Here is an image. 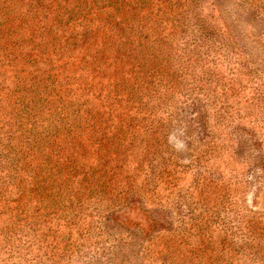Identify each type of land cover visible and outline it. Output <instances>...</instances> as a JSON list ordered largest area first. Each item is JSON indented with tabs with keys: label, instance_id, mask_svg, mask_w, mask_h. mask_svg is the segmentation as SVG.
Listing matches in <instances>:
<instances>
[{
	"label": "rangeland",
	"instance_id": "rangeland-1",
	"mask_svg": "<svg viewBox=\"0 0 264 264\" xmlns=\"http://www.w3.org/2000/svg\"><path fill=\"white\" fill-rule=\"evenodd\" d=\"M122 2L0 0V264H264V0Z\"/></svg>",
	"mask_w": 264,
	"mask_h": 264
},
{
	"label": "trees",
	"instance_id": "trees-1",
	"mask_svg": "<svg viewBox=\"0 0 264 264\" xmlns=\"http://www.w3.org/2000/svg\"><path fill=\"white\" fill-rule=\"evenodd\" d=\"M126 1H128L127 4H126ZM131 4H133V5L136 4L137 5V0H124V2H122V8H119V7L117 8V11L121 12V15H120L121 18H123L125 16V11L124 10ZM123 25H124L123 22H118V23L114 24L113 26H110L111 28H114L116 30V33L114 35L110 36V38H111L113 43H115V44L117 43L118 44L117 38L115 39V37L116 36H120V35H125L124 36V42H123V45H124L125 48L123 50L126 51V52H129L133 48V44L131 46H129L130 42H128V39H127L129 36H131V33H127V29L126 30L123 29V27H124ZM111 45H112V43H111ZM134 89H137V88L136 87H131V86H129V87L128 86H124V93H127L126 94L127 102L131 101L133 99V96L135 95L133 93ZM128 111H132V108H130Z\"/></svg>",
	"mask_w": 264,
	"mask_h": 264
}]
</instances>
